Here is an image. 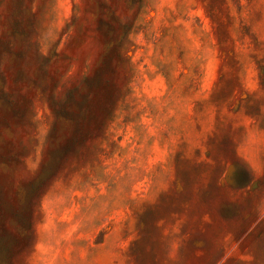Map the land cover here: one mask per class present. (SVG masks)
I'll use <instances>...</instances> for the list:
<instances>
[{"label":"rangeland","instance_id":"obj_1","mask_svg":"<svg viewBox=\"0 0 264 264\" xmlns=\"http://www.w3.org/2000/svg\"><path fill=\"white\" fill-rule=\"evenodd\" d=\"M0 264H264V0H0Z\"/></svg>","mask_w":264,"mask_h":264}]
</instances>
